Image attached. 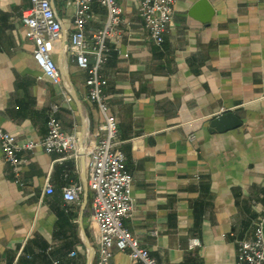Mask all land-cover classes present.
<instances>
[{"label":"crops","instance_id":"obj_1","mask_svg":"<svg viewBox=\"0 0 264 264\" xmlns=\"http://www.w3.org/2000/svg\"><path fill=\"white\" fill-rule=\"evenodd\" d=\"M50 1L62 26L52 49L60 84L33 57L21 19L29 0H0V126L20 144L39 140L57 102L79 149L76 156L21 150L20 184L0 148V264H99L86 150L102 117L69 51L74 5ZM118 1L127 23L107 40L100 73L133 176L124 224L164 264H236L234 237L264 224V0H208V22L190 14L197 0H174L160 45L148 36L138 0ZM91 8L87 35L106 16L99 3ZM223 110L241 124L210 129ZM71 182L82 185L76 200L63 197ZM192 237L200 245L189 248ZM107 264H130L129 256L116 251Z\"/></svg>","mask_w":264,"mask_h":264},{"label":"built area","instance_id":"obj_2","mask_svg":"<svg viewBox=\"0 0 264 264\" xmlns=\"http://www.w3.org/2000/svg\"><path fill=\"white\" fill-rule=\"evenodd\" d=\"M74 5L72 29L69 33V51L73 61L85 73L86 98L96 103L101 114L95 142L87 148V186L92 191V217L98 244L99 264H107L114 252L128 254L130 264H164L150 254L148 248L124 224L132 208L130 186L133 180L126 168V155L118 145L117 119L109 111L104 85L107 79L100 73L110 47L107 40L119 35V24L126 20L118 0H69ZM97 2L106 10L102 25L90 35L85 26L92 14L91 4ZM139 11L144 19L149 38L160 45L172 20L174 0H138ZM26 36L33 43L32 54L43 73L53 82L61 83V73L52 57L53 43L61 36V22L50 0H29L21 11ZM91 57V58H90ZM92 59V60H90ZM65 99H69L66 96ZM59 103L51 102L47 110V132L39 140L19 143L16 136L0 126V148L4 162L8 163L15 182L20 179L21 165L26 160L21 150L37 146L47 152H67L76 156L79 139L76 132L62 128L57 112ZM225 111V110H223ZM221 111V112H223ZM220 112V113H221ZM190 138L192 136H189ZM198 176V175H196ZM47 191H51L49 184ZM82 190L78 182L63 187V197L76 200ZM156 233V230H152ZM236 264H264V224L262 219L254 222L251 237H234ZM200 245L197 237L188 240V247ZM58 261L54 260V264Z\"/></svg>","mask_w":264,"mask_h":264},{"label":"water","instance_id":"obj_3","mask_svg":"<svg viewBox=\"0 0 264 264\" xmlns=\"http://www.w3.org/2000/svg\"><path fill=\"white\" fill-rule=\"evenodd\" d=\"M212 13L213 6L208 0H197L190 11V14L199 17L203 22H208ZM240 124V118L232 110H225L211 119L210 129L226 130Z\"/></svg>","mask_w":264,"mask_h":264}]
</instances>
